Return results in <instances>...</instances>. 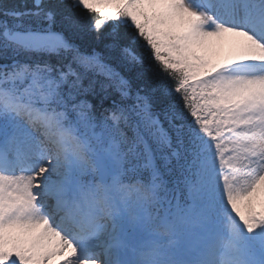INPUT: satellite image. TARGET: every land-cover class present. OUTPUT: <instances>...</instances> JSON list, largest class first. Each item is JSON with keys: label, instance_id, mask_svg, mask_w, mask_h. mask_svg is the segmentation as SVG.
I'll list each match as a JSON object with an SVG mask.
<instances>
[{"label": "snow or ice", "instance_id": "6c2138e0", "mask_svg": "<svg viewBox=\"0 0 264 264\" xmlns=\"http://www.w3.org/2000/svg\"><path fill=\"white\" fill-rule=\"evenodd\" d=\"M0 264H264V0L0 8Z\"/></svg>", "mask_w": 264, "mask_h": 264}, {"label": "trees", "instance_id": "16d2710c", "mask_svg": "<svg viewBox=\"0 0 264 264\" xmlns=\"http://www.w3.org/2000/svg\"><path fill=\"white\" fill-rule=\"evenodd\" d=\"M50 4H59L61 0H48ZM27 3V0H0V8L20 7Z\"/></svg>", "mask_w": 264, "mask_h": 264}]
</instances>
